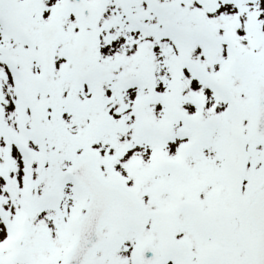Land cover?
<instances>
[{
    "label": "snow or ice",
    "instance_id": "snow-or-ice-1",
    "mask_svg": "<svg viewBox=\"0 0 264 264\" xmlns=\"http://www.w3.org/2000/svg\"><path fill=\"white\" fill-rule=\"evenodd\" d=\"M0 264H264V0H0Z\"/></svg>",
    "mask_w": 264,
    "mask_h": 264
}]
</instances>
